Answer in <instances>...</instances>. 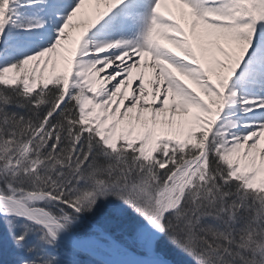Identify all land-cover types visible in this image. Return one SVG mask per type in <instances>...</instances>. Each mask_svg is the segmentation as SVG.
Masks as SVG:
<instances>
[{"label": "snow or ice", "instance_id": "6c2138e0", "mask_svg": "<svg viewBox=\"0 0 264 264\" xmlns=\"http://www.w3.org/2000/svg\"><path fill=\"white\" fill-rule=\"evenodd\" d=\"M0 264H264V0H0Z\"/></svg>", "mask_w": 264, "mask_h": 264}, {"label": "bare ground", "instance_id": "6f19581e", "mask_svg": "<svg viewBox=\"0 0 264 264\" xmlns=\"http://www.w3.org/2000/svg\"><path fill=\"white\" fill-rule=\"evenodd\" d=\"M101 7H102V6H101ZM166 46H168V47H172L174 51L176 50V49H175V46H173V45H166ZM186 82H187V81H186ZM190 86L195 87L194 85H190Z\"/></svg>", "mask_w": 264, "mask_h": 264}]
</instances>
